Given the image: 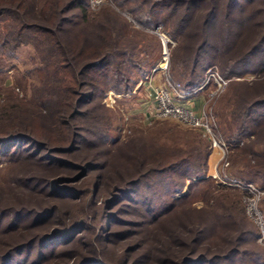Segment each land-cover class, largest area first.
<instances>
[{
    "label": "rangeland",
    "instance_id": "1",
    "mask_svg": "<svg viewBox=\"0 0 264 264\" xmlns=\"http://www.w3.org/2000/svg\"><path fill=\"white\" fill-rule=\"evenodd\" d=\"M132 1L128 0V3H125V5H120L114 0H109L100 7L90 10L94 14H101L106 6L110 8V13L112 12L113 15L118 17L120 21L119 25L121 29L125 28V32L119 38V43L122 45H105L104 47L110 51L116 49L126 51L125 55L127 59L136 60L138 62L136 64H141L145 70L149 69L148 75L142 76L137 65L129 63L131 60L127 61L126 59L120 67V71L125 73L127 78L121 91H116L112 88L113 86L108 87V83L104 84V82H100L105 92L101 97L95 98V102H91L86 106L88 107V115L85 117L77 115L71 120L73 128L77 126L82 128V130H78L77 134L79 137L89 138L90 130L93 129L94 131V129H97L95 125L101 119L104 123V131L108 137V148L103 149L109 151L114 149L115 155L111 158L109 151L102 149V155L99 157L96 149L84 150L85 148H82L74 158L69 155H61V153L57 152H48V150H39L38 158L44 154H48L54 159L64 157L67 160L70 159L69 161L77 163L86 156L92 157L97 162L107 161L106 169L102 172L100 170L95 172L104 173L101 186L102 191L100 190L102 196L92 203V209L94 211L97 210L99 215L94 217L90 222L92 233H85V237L88 239L95 236L98 239L99 236L109 235L107 233L121 235L119 240L116 239L117 237L113 239L116 245L111 244L102 256L108 264L121 263L123 260V256H120L121 249L123 247L126 248V246L135 247V244L141 240L139 247H135L129 251L131 258L128 257L130 260L135 259L140 253V247L142 245L146 247V242L150 240L153 231H155L153 234L158 231L171 241L174 247V249H171V253L178 251L179 249L177 250L174 241L178 233L181 234V238L183 237V231L179 227L182 222H168L169 227L166 230L160 225L161 220L155 222L154 226L149 225L147 228L137 223L142 221L143 217H146L144 214L147 208L154 211L152 214L155 215L169 205V203H173V206L184 196L185 203L182 206L184 209L183 222L186 221L185 223L188 225L193 226L194 224L199 227L208 225L206 227L208 231L202 237V249H204H201L202 252L206 253L205 248H210L211 250L207 253L212 255L220 245L221 248H225L227 240L235 239L242 232L248 233L252 231L257 236L252 242H246L243 245V249L244 251L253 253L254 257L257 260L259 259V263H252L250 259L242 255L241 260L243 261H236L233 264H264V244L259 241L260 229L246 214L243 201L246 193L238 188L224 184L218 176L228 174L241 181L252 183L264 191V177L260 174H254L253 167L254 165L256 166V158L254 157L248 162L243 149H232L229 146L227 155L228 165L223 167L219 161L218 151L212 148L209 139L199 128L184 126L173 118H158L155 116V91L158 87L166 84V75L161 70L152 71L155 66L161 64L162 58V41L159 35L153 33L154 29L160 27V31L171 41L167 72L172 80L181 84L187 82L189 75H191V66L187 65L186 68H181L178 64L182 61L180 60L181 58H189L192 52L190 50L189 52L187 50L185 52L181 49L183 36L173 37L168 30V25L166 26L164 23L158 22L154 25V28L142 26L135 14L127 9L131 5H135ZM219 1L220 6L224 10L229 2L227 0ZM240 1V3H245V0ZM261 1L258 0L251 5L245 6V8L243 7L241 12L236 7L235 9L231 7L228 17L225 16V12L222 10V13L217 17V29L209 33L207 45L201 51L199 58L202 59L201 63L205 66L198 72L199 78H203L207 68L215 66L220 75L229 81L235 79L237 81L253 82L262 78L264 79V44H259L264 31V11L261 10V7H264V5ZM205 9L202 7L198 11L199 18L195 17L196 25L200 23ZM226 9L229 8L227 7ZM138 12L135 11L137 14ZM242 23L248 25V29L241 38V44L228 45V41H233L237 37L236 34L240 32ZM194 25L195 23L193 24V28L196 26ZM198 31H200V27ZM1 36L2 34L0 33V39ZM194 37L189 40L190 45H198L197 35H194ZM69 47L75 55V61L79 60L78 64H81L79 67L88 62V59H84L83 56L85 55L84 44L69 45ZM0 48L2 49H0V105L7 102L32 105L33 86L38 84L39 81L37 67L43 54L38 52L34 45H17L14 50H10L8 45H0ZM80 55L83 58H80ZM148 63L153 66L151 65L149 68ZM227 66L231 70L236 68L242 69V74L227 76V71H225V67ZM61 77H63L64 81L66 74L61 73L59 79ZM70 81L71 79H69V83ZM90 82L88 80L89 84ZM231 84L228 82L225 90L213 98H209L207 92L197 95L195 99L202 97V101L198 99L200 101L198 108H196L195 102L193 103L195 110H202L204 106L212 109L217 129L219 128L221 137L225 140L231 139L230 136L234 132V127L232 126L233 108L237 106V96L243 94L241 89H236ZM73 85L75 86L72 81L70 84V87L72 86L71 94L77 96L72 91L74 90ZM82 90L83 88L80 89V91ZM250 100L247 99V101L242 102V105L249 104ZM60 104V107H57V109L54 106L58 112L55 113L53 119L55 121L44 125L40 122L36 123L33 120V122H30L31 124L27 125L28 129H21L22 132L31 133L33 136L41 137L54 143L58 141L59 143L57 144L61 143L64 145L66 141H63V139L69 137V128L71 129V127L68 123L65 124L64 121L61 123V118L59 117L61 110H69L68 107L70 105L68 106L65 103ZM99 105H103L104 107H100ZM83 117L84 119H82ZM76 139H79L78 136ZM59 140H62V142ZM249 140L248 138H244V143H248L247 141ZM25 145L27 144L24 143ZM24 146H21V149L17 150L19 152H16L12 158L7 157L0 161V207L8 206L13 210L30 208L35 210L39 208L48 209L55 206L63 211L68 210L71 216H81L85 212L87 213L86 208L88 206L91 207V205L87 201L86 195H83L79 200H73L71 203H62L54 201L49 195H46L47 192L41 186H33L35 183L28 186L25 184V180L28 177L34 176L37 178L38 176L42 178L40 181L45 183L60 178V182L69 181L68 183L63 182V184L70 187L82 189L81 187L84 188L86 186L83 183L84 180L77 179L79 173L76 174L69 167L56 166L53 159L51 163L41 164V160L25 158L28 146L23 148ZM52 146L51 144L50 146L48 145L49 148ZM136 146L141 151V156L137 154ZM242 146L246 147V144ZM33 147L35 148L36 145L33 144L28 149L31 150ZM64 148L66 149L68 146L58 147V149ZM121 148L124 149L120 150ZM133 148L135 149L134 152ZM256 148L260 149V147ZM122 152L132 155V157L135 156L140 161L132 165L133 162H130L129 159L126 161V155ZM207 152H209V156L206 160L204 159V155ZM144 154L146 155L142 158ZM184 158L189 163L186 166H181L180 161ZM44 161L47 162V160ZM171 162L173 163L172 165L168 164ZM139 163H143V166H139ZM155 165L162 166L166 171L162 169L157 172H150L149 169H152ZM169 165H171V169H165V166ZM249 166L251 168H248ZM118 167L120 168L118 169ZM196 168H199V170ZM142 172H146L147 176L141 179L138 185L127 186V188L134 187L137 189L140 195L136 196L135 193L125 195L122 197L125 202L124 204L118 200L116 204H110L113 206L109 207V201L114 196L113 194H109L111 187L125 186V181L135 179ZM133 196H136L135 202L128 199V197ZM259 208L264 214V194L259 202ZM174 210L175 208H173ZM226 210L230 216H228ZM111 211L119 213L120 218L130 224L124 226L116 224L111 226L110 229L104 228V230H98L100 216L103 214L104 216L108 215V212L110 213ZM164 216H161V218ZM126 230L129 233H126ZM25 231L14 234L13 238L8 237V239L11 240L16 237L18 241H22L30 233L36 234L43 230L32 228ZM3 239H7V237H3ZM102 241L104 240L102 239ZM83 242L78 243L74 247L70 246L69 252L66 253H71V255L74 253H85L86 246ZM60 249L65 250V248ZM60 255L57 259L53 260L52 264H66L68 262L64 257V253ZM24 256H26V252L16 256L15 261L23 259L22 257ZM71 259L74 260L73 258ZM148 259L145 260L147 261L146 264L148 263Z\"/></svg>",
    "mask_w": 264,
    "mask_h": 264
},
{
    "label": "trees",
    "instance_id": "2",
    "mask_svg": "<svg viewBox=\"0 0 264 264\" xmlns=\"http://www.w3.org/2000/svg\"><path fill=\"white\" fill-rule=\"evenodd\" d=\"M114 1L120 5L128 3V0ZM227 1L229 3L224 10L220 6L219 0H133L132 2L135 5H131L127 9L135 14L144 27L154 28L156 23L162 22L166 26L168 25V30L173 37L183 36L181 49L185 52L190 50L192 54L190 53L191 56L187 58L188 60L185 57L183 59L180 57L181 59H179L182 61L178 65L181 68H186L187 65L191 66V75H189L186 83H182L184 88H191L198 85L202 80V77L199 78L198 72L205 65H202V59L199 57L202 49L207 45L209 33L217 29V17L222 13V10L225 12V16L228 17L231 7L233 9L236 7L241 12L243 7L245 8V6L251 5L258 0H242L245 3H240V0ZM261 3L264 5V0ZM202 7L206 9L201 16L200 23L196 25L195 17L199 18L198 11ZM227 7L229 9H226ZM261 10L264 11V7H261ZM135 11L140 12L137 14ZM119 23L118 17L113 15L112 12L110 13L108 6L103 9L101 14H94L90 10L88 0H0V33L2 34L0 45H8L10 50H14L17 45H34L38 52L43 54L37 67L39 81L38 84L33 86L32 105L17 102H7L0 105V161L7 157L12 158L16 152H19L17 150L21 149V146L26 143L27 145L23 147L26 148L28 146L25 158L41 160V164L51 163L53 159L56 166L69 167L76 174L79 173L77 179L84 180L83 183L86 185L84 188L78 189L63 184V182L68 183L69 181L60 182V178L45 183L40 181L42 180L41 177L30 176L25 180L27 186L35 183L33 186H41L47 192L46 195H49L54 201L62 203H71L73 200H79L83 195H86L87 201L91 205V207L88 206L86 208L87 213L85 212L81 216H71L68 210L63 211L55 206L48 209L39 208L35 210L33 208L13 210L8 206L0 207V264H52L53 260L63 253L66 260L68 262L70 260L66 264H108L102 256L111 244L116 245L113 239L117 237L116 239L119 240L121 235L107 233L109 235L99 236L98 239L95 236L88 239L85 237V233H92L90 222L99 215L97 210L94 213L92 203L102 196L100 190L104 173L101 172L107 168V161L97 162L92 157L86 156L77 163L64 157L54 159L48 154L38 158V153L39 150H48V152H57L74 158L82 148H85L84 150L96 149L100 157L103 152L102 149L108 148V137L104 131L105 127L101 119L95 125L97 129H94V131L93 129L90 130L91 137L89 136V138L79 137L77 133L82 128L78 126L73 128L71 120L77 115L84 117L88 115V107L86 106L91 102H95V98L101 97L105 92L100 82L108 83V87L113 86L112 88L116 91H121L126 82V74L120 71V67L127 59L126 51L121 49L110 51L104 47L105 45H122L119 43V38L125 32V28L121 29ZM194 23L196 26L194 25L195 27L193 28ZM241 26L240 32L236 34L237 37L233 41H228V45L241 44V38L247 31L248 25L242 23ZM199 27L200 31H198ZM194 35L198 37V45H190L189 40ZM259 42L260 45L264 44V31ZM82 44L85 46L83 48L85 49V55L83 56L84 59H88V62L79 67L81 64H78L79 60L75 61V55L69 45ZM83 56L80 55V58H83ZM129 60L131 59L128 58L127 61ZM129 63L137 65L142 76L148 75L149 69L145 70L141 64H136L138 63L136 60H131ZM152 64L148 65L149 68ZM225 68L227 76L241 75L243 71L240 68L233 70L228 66ZM61 73L66 74L64 81L63 77L59 79ZM69 79H71L70 83ZM88 80L91 81L90 84ZM72 81L75 84L72 91L77 94V96L74 95L76 96L75 98L71 94L72 86L70 87V84ZM229 82L232 83L231 86H234V88L241 89L243 94L237 96L238 99L236 98L238 103L233 108L232 113L234 132L230 136L231 139H226V141L232 149H243L248 162L255 157L254 174H260L264 177V79L253 82L231 79ZM82 88L83 90L80 91ZM256 96L258 97L256 98ZM247 99H251L250 103L242 105V102L247 101ZM60 103L70 105L68 107L69 110H61L59 117L61 118V123L64 121L65 124L68 123L71 127V129L69 128V137L63 139V141H66L64 145L61 143L57 144L59 143L58 141L54 143L53 141L33 136L31 133L22 132L21 129H28L27 125L31 124L30 122H33V120L44 125L55 121L53 119L55 113L58 112L54 106L57 109V107H60ZM99 106L104 107L103 105ZM257 127L259 128L257 129ZM218 133L221 136L219 128ZM77 136L79 139H76ZM244 138L250 139L247 141L248 143H244ZM59 141L62 142V140ZM32 143L36 147L30 150L28 148L33 145ZM66 143L67 145H65ZM50 144L53 146L49 148L48 145L50 146ZM244 144H246V147L242 146ZM60 146H68V148L58 149ZM256 147H260V149ZM122 149L124 148L120 150ZM135 149L137 154L141 156L142 153L138 146ZM135 149L133 148V152ZM103 150L109 151L107 149ZM208 153L204 155L206 160L209 156ZM109 154L112 158L115 155V150H110ZM124 154L126 155V161L129 159L130 162H133L132 165L140 161L135 156ZM44 160H47V162ZM180 162L181 166H186L189 163L186 158ZM168 164L172 165L173 163ZM138 165L142 167L143 163ZM171 165L165 166V169H171ZM248 168L251 167L249 166ZM162 169L164 170L162 166L155 165L149 170L150 172H157ZM196 169L199 170V168ZM97 170L101 172L95 173ZM145 173L142 172L139 175L137 174L138 176L135 179L125 181V186L111 187L109 194L114 196L109 201L108 206H113L110 204H116L118 200L124 204L122 197L131 193L139 196L137 189L134 187L127 188V186L138 185L141 179L147 176ZM90 175L91 177H89ZM136 196L128 197V199L135 202ZM184 203L185 196L173 206V203H169L155 215L152 214L154 211L147 208L144 214L146 217H143L144 219L137 223L147 228L149 225L154 226L155 222L161 220L160 225L166 230L169 227L168 222H182L179 227L183 231V237L181 238V234L178 233L174 241L177 250L179 249L178 251L171 253V249H174L171 241L158 231L153 234L155 232L153 231L150 240L146 242V247L143 245L140 247V253L135 259L130 260L129 251L139 247L141 240L135 244V247H123L120 251V256H123V260L119 264H146L147 261L145 260L147 258H149L147 264H233L236 261H243L241 260L242 255L250 259L252 263H259V259L257 260L253 253L243 249V245L246 242H252L257 236L252 231L248 233L242 232L235 239L227 240L226 247L221 248L220 245L212 255L207 253L211 250L210 248H205L206 253L202 252V237L208 231L206 229L208 225L199 227L194 224L193 226L188 225L185 223L186 221L183 222L184 209L182 206ZM173 208H175L174 211ZM227 214L230 216L229 213ZM161 216L164 217L161 218ZM100 218L98 230L110 229L111 226L116 224L121 226L130 224L120 218V214L114 211L108 212V215L105 216L103 214ZM32 228L43 231L36 234L30 233L22 241H18L16 237L15 239H8V237L13 238L14 234L21 231L26 232L25 230ZM125 232L129 233L127 230ZM110 235L112 238H109ZM3 237H7V239H3ZM81 242L86 246L85 253H74L72 255L71 253H66L69 252L70 246L74 247ZM60 248H65V250ZM23 252H26V256L22 257L23 259L21 260L15 261V257Z\"/></svg>",
    "mask_w": 264,
    "mask_h": 264
},
{
    "label": "built area",
    "instance_id": "3",
    "mask_svg": "<svg viewBox=\"0 0 264 264\" xmlns=\"http://www.w3.org/2000/svg\"><path fill=\"white\" fill-rule=\"evenodd\" d=\"M109 0H88L90 9H96ZM153 33L159 35L162 41L161 64L155 66L152 71L161 70L165 76V85L156 89L155 116L158 118H173L184 126L199 128L209 139L211 146L219 153V161L223 167L228 164L227 155L229 145L218 133L215 117L212 109L203 107L195 110L193 103L200 93L207 92L209 98H213L225 90L229 80L224 79L215 66L207 68L201 82L191 88H184L168 75V61L170 55V40L160 31V27ZM224 184L242 190L246 195L243 198L248 217L260 229L259 241L264 244V214L259 208V202L264 191L252 183L241 181L228 174L218 175Z\"/></svg>",
    "mask_w": 264,
    "mask_h": 264
},
{
    "label": "crops",
    "instance_id": "4",
    "mask_svg": "<svg viewBox=\"0 0 264 264\" xmlns=\"http://www.w3.org/2000/svg\"><path fill=\"white\" fill-rule=\"evenodd\" d=\"M201 98H202V97H201ZM201 98H200V97H197V99H195L196 101H194V102H195V106H196V108L199 107V105H200L199 102L202 101ZM198 99H199L200 101H199Z\"/></svg>",
    "mask_w": 264,
    "mask_h": 264
},
{
    "label": "bare ground",
    "instance_id": "5",
    "mask_svg": "<svg viewBox=\"0 0 264 264\" xmlns=\"http://www.w3.org/2000/svg\"><path fill=\"white\" fill-rule=\"evenodd\" d=\"M169 39V38H168Z\"/></svg>",
    "mask_w": 264,
    "mask_h": 264
}]
</instances>
